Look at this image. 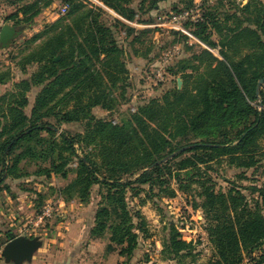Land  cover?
I'll list each match as a JSON object with an SVG mask.
<instances>
[{
    "label": "trees",
    "instance_id": "obj_1",
    "mask_svg": "<svg viewBox=\"0 0 264 264\" xmlns=\"http://www.w3.org/2000/svg\"><path fill=\"white\" fill-rule=\"evenodd\" d=\"M246 1L239 10L246 14L243 20L238 12L226 14L221 20L224 0L215 8L204 0L207 9L202 18L187 27L207 47L192 58L193 63L183 62L181 78L185 87L150 100L116 125L96 120L91 112L97 106L111 110L115 103L113 88L120 82L129 85L122 60L124 50L113 27L103 22L102 8H89L83 0H63L69 4L67 14L49 25L44 34L52 35L25 60L41 64L40 69L21 83L20 92L0 98V183L11 175L16 177L26 159L50 163L47 173L65 178L66 167L76 157L77 177L61 192L88 203L94 186L106 191L90 237L102 238L110 230L107 252L120 248L123 258L132 256L139 245L134 217L140 215L128 208L127 190L132 188L134 196H139V186L156 185V175L166 163L173 160L188 174L202 164L225 157L238 168L257 166L264 140V83L259 87L264 79V2ZM134 2L104 0V5L128 22L146 23L141 16L158 9L159 0H142L138 9L133 7ZM52 4L53 0H46L44 7ZM231 5L236 6V2ZM41 10L37 0L8 20L16 21V26L31 24ZM117 26L124 28L127 36L137 33L120 19H115ZM215 34L219 40L213 39ZM174 35L188 38L182 33ZM40 37L42 34L36 35L33 41ZM209 48L218 50L219 55ZM190 68L196 73H188ZM201 68L205 71L197 73ZM190 82L192 88L188 87ZM4 83L0 76V84ZM33 87L42 89L29 116L25 111L29 106L27 92ZM51 117L60 125L86 119L87 133L72 136L63 132L57 141L55 127L44 121ZM45 131L50 138L42 136ZM81 143L88 148L84 156L75 147ZM185 147L188 149L173 159L156 165ZM89 148L100 150L97 153ZM96 156L102 157V162ZM253 189L260 198L253 208L239 192L227 197L216 194L211 187L205 189L202 206L213 220L207 230L215 248L209 264H242L245 256L264 264V188ZM138 227L144 230L142 224ZM180 238L171 226L170 238L164 243L171 254L179 255L187 248L190 251L191 243Z\"/></svg>",
    "mask_w": 264,
    "mask_h": 264
},
{
    "label": "rangeland",
    "instance_id": "obj_2",
    "mask_svg": "<svg viewBox=\"0 0 264 264\" xmlns=\"http://www.w3.org/2000/svg\"><path fill=\"white\" fill-rule=\"evenodd\" d=\"M35 1L37 0H0V31L7 23L15 25L16 21L8 20L10 15ZM38 1L42 9L41 13L31 24L20 23L18 27L24 28L22 35L14 40L8 49H0V76L6 81L0 84V98L10 97L20 92L21 83L31 78L40 69L41 64L26 63L25 60L52 35V32L44 34L50 29L49 25L62 17L58 16L62 0H53V4L49 7H44L46 0ZM83 1L89 8L99 7L105 11L103 22L113 27L117 42L124 50L122 60L127 69L125 76L129 83L126 87L120 82L116 88H113L115 103L111 110L101 106L92 108L91 113L96 120L112 121L120 125L123 120L137 113L141 105L152 99H161L167 92L176 88L181 90L185 87V81L181 78L183 62L193 63L192 58L203 47H207L187 27L188 24H196L202 18V14L207 9L204 0L193 2L191 0H159L157 11L153 10L152 15L150 12H145L141 16L140 20L146 23L128 21L126 23L117 13L104 5V0ZM141 1L135 0L133 7L138 9ZM209 1V6L215 8L222 0ZM231 2H236V6L231 5ZM224 3L226 6L220 9L221 20L226 14L235 12H238L240 19L245 18L246 14L239 10L247 4L246 0H224ZM147 6L148 3L145 4L144 9H147ZM174 17L180 18V22L176 23L181 25V30L166 26ZM21 19L24 17L21 16ZM115 19H120L135 28L137 33L127 36L124 28L114 27ZM178 24L172 23L177 26ZM142 31L146 33L140 34ZM175 33H182L188 38L176 36ZM40 34L42 37L33 41V38ZM213 39L219 40V37L215 34ZM214 52L219 55L218 50L214 49ZM187 71L191 74L196 73L191 68ZM203 71L205 68H201L197 73ZM179 79L183 81L181 88L178 84ZM192 86H194L192 82L188 83L189 88ZM41 89L42 87H33L27 92L29 106L25 111L29 116H31ZM8 101L7 99L6 102ZM44 121L55 127L57 141H60L59 135L63 132H68L72 136L77 134L85 136L89 127L86 119L61 125L54 117ZM42 136L51 137L46 131L42 132ZM75 147L80 156L88 153V148L84 147L83 143ZM89 149L97 153L100 150L99 148ZM260 152L257 157L261 161L251 169L231 165L225 157L209 165L202 164L199 169L190 171L191 174H188L186 170H180L177 162L169 161L173 157L166 161L169 162L156 175V185L139 186L142 189L139 196H134L135 191L132 188L127 190L128 208L132 214L140 215L134 217L136 225L134 232L138 234L139 245L132 256L123 258L119 252L120 248H117L116 252L111 253L116 257L114 263L209 264L214 259L215 248L207 230L213 220L209 219L207 210L202 206L205 200L204 191L211 187L216 194L222 193L227 197L229 194L236 196L239 192L246 199L249 207L253 208L255 201L260 200L259 193L253 188H264V140L261 142ZM95 159L102 162L100 156H96ZM71 161L66 167L67 177L64 178L62 174L53 172L49 175L47 173L50 163L26 159L19 165L16 177L11 175L0 183V264L5 263L2 251L8 242V232H13L16 236L40 237L45 246L41 252L43 262L47 261L48 255L68 250L90 255L89 244H92L90 241L83 242L82 249L77 250L76 244H68L67 248H64L62 242L67 240V229L64 226L68 220L73 219L79 209H88V205L90 209H95V213L90 215L93 217H89L88 220L93 228L96 211L102 201V194L106 191L99 185L94 186L88 203L80 201L78 197L70 198L66 193H62L61 191L77 177L76 170L79 167V161L76 157ZM47 208H51L52 217L39 223V217ZM140 224H142L143 231L137 229ZM171 226L180 233V239L191 243L190 251L187 248L179 255H174L167 250L164 243L170 238ZM21 232H23L22 235H20ZM110 234L111 231L108 230L104 237L99 238L101 239L97 242L99 246L97 245L95 249L104 256L110 255L107 252V247L111 243ZM262 248L264 250V245ZM244 258L242 264H256L255 260L247 256Z\"/></svg>",
    "mask_w": 264,
    "mask_h": 264
},
{
    "label": "crops",
    "instance_id": "obj_3",
    "mask_svg": "<svg viewBox=\"0 0 264 264\" xmlns=\"http://www.w3.org/2000/svg\"><path fill=\"white\" fill-rule=\"evenodd\" d=\"M157 11V9H156ZM150 14H153V11H150ZM127 23L126 20L123 19ZM152 22V21H151ZM88 209H79V212L75 213L73 219H70L66 222V226H64L67 229V240L66 242H62L64 248H67L68 244L73 245L76 244L77 250L82 249L83 242L90 241L89 244L90 249V255L84 253V252H72V251H66L63 253H57V254H51L48 255L47 261L43 262L42 260V251L44 250V244L43 247L39 250L40 252L38 255L35 254L33 261L30 263H24V264H115L114 261L116 259L114 254L106 255L104 256L103 253L97 252L95 249L98 245L97 242H99L101 239H92L90 237V229L91 224L88 221L91 217V213H95V209H90V207L87 205ZM88 210V211H86ZM91 210V211H89ZM89 212V213H88ZM90 217V218H89ZM99 246V245H98ZM4 264H7L6 262Z\"/></svg>",
    "mask_w": 264,
    "mask_h": 264
},
{
    "label": "water",
    "instance_id": "obj_4",
    "mask_svg": "<svg viewBox=\"0 0 264 264\" xmlns=\"http://www.w3.org/2000/svg\"><path fill=\"white\" fill-rule=\"evenodd\" d=\"M24 32V28L18 27L11 24H5L0 31V49H8L13 41L19 38ZM183 81L178 80L179 88L182 87ZM264 83V79L260 82L259 87ZM188 147H185L176 153L162 159L157 162L156 165L166 162L170 158L175 157L187 150ZM43 241L40 237H25L17 236L15 233L10 232L8 234V242L4 246L2 251V256L5 259L7 264H24L30 263L33 261L35 254L42 248Z\"/></svg>",
    "mask_w": 264,
    "mask_h": 264
},
{
    "label": "built area",
    "instance_id": "obj_5",
    "mask_svg": "<svg viewBox=\"0 0 264 264\" xmlns=\"http://www.w3.org/2000/svg\"><path fill=\"white\" fill-rule=\"evenodd\" d=\"M68 10H69V4L68 3H66V2H63V0H62V5H61V8H60V12L58 13V16L60 17V16H64V15H66L67 14V12H68ZM180 16V15H179ZM180 22V18L179 17H174V19L172 20V21H170V23L168 24V25H166L167 27H169V28H174V29H178V30H181V25H179L178 23ZM176 22H178V23H176ZM172 23H174V24H178V26L177 25H172ZM181 24V23H180ZM186 33H188L191 37H193L189 32H187V31H185ZM210 49V48H209ZM211 51H213L214 52V50L213 49H210ZM215 53V52H214ZM50 217H52V210H51V208H47V209H44V212H43V214L39 217V223H43V221L46 219V218H50ZM22 233L23 232H21V234L20 235H22ZM17 236H19V235H17ZM16 236V237H17ZM25 237H26V235H24Z\"/></svg>",
    "mask_w": 264,
    "mask_h": 264
}]
</instances>
